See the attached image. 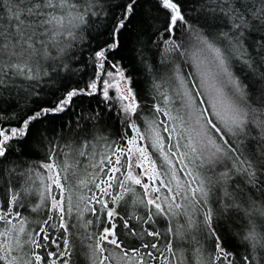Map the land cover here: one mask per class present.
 Here are the masks:
<instances>
[{
  "label": "snow or ice",
  "instance_id": "6c2138e0",
  "mask_svg": "<svg viewBox=\"0 0 264 264\" xmlns=\"http://www.w3.org/2000/svg\"><path fill=\"white\" fill-rule=\"evenodd\" d=\"M0 264H264V0H0Z\"/></svg>",
  "mask_w": 264,
  "mask_h": 264
},
{
  "label": "trees",
  "instance_id": "16d2710c",
  "mask_svg": "<svg viewBox=\"0 0 264 264\" xmlns=\"http://www.w3.org/2000/svg\"><path fill=\"white\" fill-rule=\"evenodd\" d=\"M184 71L185 72H190L192 71V69L188 66V65H184ZM138 81L141 83V85L143 84V76L140 75L138 76ZM58 122V120H57ZM82 162L86 163V161L84 160V158H80ZM191 255V251L189 250V256ZM76 260V258L74 257V261Z\"/></svg>",
  "mask_w": 264,
  "mask_h": 264
}]
</instances>
